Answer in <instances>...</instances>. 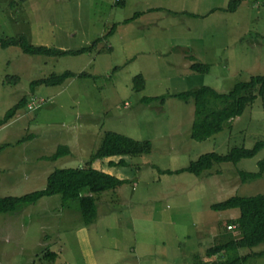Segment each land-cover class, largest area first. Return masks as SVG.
<instances>
[{"label": "rangeland", "instance_id": "obj_1", "mask_svg": "<svg viewBox=\"0 0 264 264\" xmlns=\"http://www.w3.org/2000/svg\"><path fill=\"white\" fill-rule=\"evenodd\" d=\"M120 1L0 0V39L24 37L28 44L57 51L86 50L99 40L91 51L63 57L0 47V120L21 99L28 100L0 127V197L42 190L54 170L85 167L105 132L151 144L148 154L91 164L126 181L96 196L91 225L83 224L76 203H61L59 195L18 211L17 228L0 233V264H53L42 259L46 250L57 254L54 264H211L216 258L206 259L207 249L230 230L238 211L214 212L210 206L233 196L264 194V176L243 182L237 174L257 172L264 148L237 164H217L200 177L164 173L207 153L224 155L232 147L251 149L264 142L259 96L201 142L190 138L193 103L173 97L203 86L225 94L238 82L264 75V0L116 5ZM235 1L237 11H226ZM136 13L141 15L131 20ZM195 63L207 64L209 71L192 72ZM67 71L75 76L31 92L32 81ZM139 74L145 85L137 92L133 78ZM143 98L152 101L145 104ZM63 146L70 154L50 160ZM120 160L125 164L108 165ZM261 250L257 246L240 255ZM248 264H264V257Z\"/></svg>", "mask_w": 264, "mask_h": 264}, {"label": "trees", "instance_id": "obj_2", "mask_svg": "<svg viewBox=\"0 0 264 264\" xmlns=\"http://www.w3.org/2000/svg\"><path fill=\"white\" fill-rule=\"evenodd\" d=\"M116 5H123V0ZM238 2H230L226 11L234 12ZM139 13L134 14L131 20H135ZM195 16L194 14H189ZM125 20L123 23H130ZM115 27V26H114ZM99 40L93 42L90 48L78 51H57L44 46H34L28 44L24 37H14L0 39V47H20L25 55L63 57L66 55H79L93 50ZM192 72L206 74L209 71L207 64L195 63L190 66ZM75 74L67 71L60 75L51 74L48 78L39 79L31 82V92L40 86L53 87L63 84L66 79L74 77ZM15 82L17 78H13ZM144 78L141 74L133 78V89L140 92L144 89ZM261 97L264 100V75H256L248 81L238 82L225 94H220L210 87H200L193 91H185L174 94L173 97L182 102H192L194 106V120L191 124L190 138L194 141H204L211 136L221 132L225 125L240 115L249 107L253 101ZM151 98H143L141 102L148 104ZM27 98L21 99L16 105L9 109L0 120V127L9 123L22 108L27 107ZM22 138L18 143H22ZM264 148V142L259 141L251 149L244 147H232L226 154L207 153L201 155L197 160L192 161L183 169L176 171H164V173L188 172L197 177L210 171L215 165L220 163L237 164L243 159L254 157ZM151 151V144L148 141H135L126 136L113 132H105L99 148L88 159L87 165L77 169L54 170L47 176L46 186L42 190H36L19 197H0V215H10L18 211L33 206L41 199L59 195L62 202H73L79 206L82 221L85 226L93 223L97 217V198L96 196L107 191H115L118 187L126 184L125 180H120L91 167L97 159L110 158L123 155H143ZM66 146L58 147L56 153L50 160H57L62 156L69 155ZM124 161L118 163L109 162L111 167L124 165ZM258 170L255 173L238 171L237 174L243 182L255 181L264 176V158L258 161ZM210 209L214 212L234 210L238 215L231 216L230 225L234 228L230 231H222L214 239V244L207 249L206 259L216 258L211 264H248L251 258L264 257V194L253 196H233L221 203L213 204ZM262 246L263 250L258 253L240 255L241 250L252 249ZM45 261L55 263L57 254L44 251Z\"/></svg>", "mask_w": 264, "mask_h": 264}, {"label": "crops", "instance_id": "obj_3", "mask_svg": "<svg viewBox=\"0 0 264 264\" xmlns=\"http://www.w3.org/2000/svg\"><path fill=\"white\" fill-rule=\"evenodd\" d=\"M237 11V10H236ZM235 11V12H236ZM168 12H174L175 14H179L181 12L179 11H171V10H167L166 13L168 14ZM184 15L189 14H194L193 11L188 12L183 10L182 11ZM214 11H211V13H213ZM140 18V17H139ZM38 203V202H37ZM36 203V204H37ZM62 203V200H61ZM108 210H110V208H106L102 214H105ZM20 213V212H18ZM18 213L15 214H10V215H0V233L1 232H9L11 230H15L17 228V224H15V222H13L14 219H16L18 217Z\"/></svg>", "mask_w": 264, "mask_h": 264}, {"label": "built area", "instance_id": "obj_4", "mask_svg": "<svg viewBox=\"0 0 264 264\" xmlns=\"http://www.w3.org/2000/svg\"><path fill=\"white\" fill-rule=\"evenodd\" d=\"M234 228L233 225H228V229L232 230Z\"/></svg>", "mask_w": 264, "mask_h": 264}]
</instances>
